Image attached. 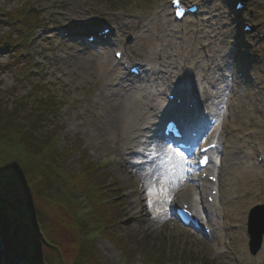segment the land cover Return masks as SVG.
Wrapping results in <instances>:
<instances>
[{"label": "rangeland", "instance_id": "obj_1", "mask_svg": "<svg viewBox=\"0 0 264 264\" xmlns=\"http://www.w3.org/2000/svg\"><path fill=\"white\" fill-rule=\"evenodd\" d=\"M169 1L0 0V109L10 112L16 101L27 98L29 102L38 97L50 100L51 114L43 119L39 127L43 137L54 140L55 158H60L59 173L78 170L84 155L88 164L111 187L108 196L110 222L101 216V222H97L89 216L94 212L98 214L96 207L102 204L103 199L98 198L100 192L104 191L103 185L100 189H93L98 196L92 205L89 203L88 209L85 204L87 199L76 197L77 188L65 184L67 182L63 175H58L57 180L51 183L44 182L40 190L32 191L23 185L17 187L19 195L28 202L26 209L32 214L35 227L31 222H20L18 216L12 215L9 210L0 211V264H238L236 259L241 258L238 252L234 251L230 259L218 257L212 249L215 246L211 247L212 240H203L193 230L185 229L177 223L166 225V221L172 220L170 216L157 224L151 221L149 214L146 218L145 206L135 202L137 195L144 191L132 179L122 162L114 157L123 148L122 137L115 127L109 125L112 114L106 110L102 114V102L98 97L99 90L104 92L102 86L108 84L103 74L112 75L111 81H115L123 72L119 70L114 75L110 72L115 60L113 49L108 45L100 47L109 55V59L103 63L88 65L80 62L78 57L79 52L89 55L102 52L86 44L89 30L100 31L103 27H111L115 30L114 35L119 31L123 44L121 51L127 59L142 63L157 75L161 67H164L154 54V50L160 47L158 35L162 27L158 25L157 30L147 32L143 26L155 13L165 8L169 9L171 15ZM183 1L188 5L201 2ZM232 2L228 0V5H224L221 0H215L207 8L203 5L204 14L188 19L190 24L184 25L188 38L192 40L191 23L205 20L219 23L216 34L222 37L218 36L216 43L221 46L226 39V46L222 47L230 60L237 62V67L226 73L230 88L243 82L244 86H238L239 93L245 95L247 101H251L249 97L257 101L258 111H253L251 115L255 119L260 116L264 118V91L258 90L257 97L252 96V86L238 76L239 71L246 72V44L251 43L249 37L241 35L239 21L240 24L248 22L256 27L257 32L264 33V0H250L249 9L242 16L234 14ZM32 26L37 27L33 32ZM60 29L73 30L80 36L62 38ZM37 30L41 31L36 33ZM172 35L173 42H178L174 39L176 35ZM140 36L143 37L137 38ZM148 36L153 41L151 46L146 45L149 44ZM131 37L137 39L128 44ZM201 42L204 41L196 42L193 47L195 51ZM258 46L264 53V41ZM70 47L78 49L77 53L71 51ZM198 51L202 52L201 49ZM190 54L188 59L194 60L193 52ZM256 73L264 80V64ZM157 76L160 77L159 74ZM202 84L199 83L196 88L200 90ZM236 109L237 106H234ZM233 118L237 120L238 117ZM243 122L248 123L249 120L243 118L229 127L227 125V128L238 127ZM122 124L124 121L118 127L120 131ZM116 131L119 134L116 135ZM10 160L17 166V160ZM131 161L133 164L139 162ZM0 164L3 161L0 160ZM182 190V187H178L175 192ZM262 204L264 201L257 199L247 210L249 212L252 207ZM247 210L243 211V217ZM226 224L232 232L247 238L240 222L226 220ZM244 246L247 257L241 264H253L256 261L264 264L263 253L252 256L248 242ZM156 259L160 261H154Z\"/></svg>", "mask_w": 264, "mask_h": 264}, {"label": "bare ground", "instance_id": "obj_2", "mask_svg": "<svg viewBox=\"0 0 264 264\" xmlns=\"http://www.w3.org/2000/svg\"><path fill=\"white\" fill-rule=\"evenodd\" d=\"M186 23L190 24L189 22ZM158 25L162 27V32L158 35L160 47L154 50V54L164 64V67H161L159 71L160 77L155 76L154 73H148L144 77L145 83H135L131 79L125 83H119L117 79L111 81L112 75L103 74L104 79L108 80V84L102 86L104 92L101 93L99 90L98 97L102 102L100 108L102 114L105 110L112 114L113 118L109 125L117 129L122 137L121 142H123L122 150L115 153L114 157L117 161L122 162L132 179L136 180L142 187L144 192L140 193L139 196L137 195L135 202L145 206V216L147 218L149 214L154 224L170 216L166 206L168 207L177 199L196 198L198 196L197 191L201 190L199 189L201 186L204 188V184L198 187L189 184V177L193 172L186 169V159L173 151L157 135L155 114H160L161 111L159 110L164 105L162 92L171 86L173 80L177 81L178 86L181 83L185 84L187 90L194 96L199 94L200 101L195 103V106L201 108L202 114L205 112L209 115L217 114L216 117L220 118L211 138L214 141L223 142L225 145V155L222 157L224 164L222 163L220 168L211 170L218 178L219 197L215 199L217 207L215 204L209 205L206 202L202 204V208L207 209L211 215L210 228L213 230V235L210 238L202 239L212 240L211 247L215 246L212 249L222 258L230 259V255L238 252L241 256L240 261L244 262L247 257V253L244 251V243L247 242V238L227 231L225 237L230 242L229 246L233 247L231 254H228L223 250L224 233H226L227 225L221 226L220 221L223 218L224 222L225 220H237L245 231L247 218L242 216L243 211L249 209V206L257 199L264 201V172L251 164V160L262 152L264 147V118L260 116L255 119L251 115L253 111H258L256 108L257 101L254 97H249L251 101H247L245 95L239 93L238 86H244L243 82L238 83L234 88H230V81L226 77V73L232 71L236 67V63L232 59L230 60L224 48L216 43L218 36L222 37L220 34H216L219 30L218 22L211 23V20H205L196 24L191 23L194 29L191 30L194 44L188 38L185 26V29L179 31V25L170 19L166 11L164 15L161 14L152 18L143 27V30L147 32L157 30ZM173 27L174 30H172ZM184 31L186 32L185 40L174 43L172 33L176 35L174 39L179 41L178 32ZM199 41L204 42H201L195 51L193 47ZM147 42L149 44L146 45L151 46L152 38H147ZM70 48L71 51L77 53L78 49ZM202 48H208L207 53L209 54L201 56L198 50ZM190 52H193L192 57H194V60L191 61L190 58L188 59V55H191ZM78 57L80 62L88 65L100 64L109 59L106 50L94 53V55L80 54L79 52ZM219 63L222 65L221 69L215 68L220 66H217ZM112 68L115 70L117 66L112 65ZM182 68H185L184 73L180 72ZM198 72H200V76ZM202 82L204 84H202L201 89H197L196 86ZM211 87L213 91H211ZM250 93L257 97L258 92L252 90ZM234 106H237L236 111ZM168 109L171 108L164 107L162 111L169 113ZM235 116L238 117L237 120L233 118ZM243 118L249 122L238 124V127H230V129L228 128L230 131L226 133L227 125L229 127L230 124L238 123V120ZM122 121H124V125L122 124L120 131L118 127ZM152 121L153 124H146L147 122L152 123ZM148 126L153 127L151 133L144 132ZM222 126L225 127L223 130ZM117 131L116 135L119 134ZM150 136L153 138L149 139ZM131 151H135L136 154L131 158L134 161H140L139 165L133 164L131 159H123L130 157L129 152ZM136 155L137 158L135 159ZM178 187H182L184 191L181 196L178 195L177 197L175 189ZM205 190L207 191L206 188ZM209 197H212L211 192ZM218 200L222 201V207H219ZM253 264H258V262H253Z\"/></svg>", "mask_w": 264, "mask_h": 264}, {"label": "trees", "instance_id": "obj_3", "mask_svg": "<svg viewBox=\"0 0 264 264\" xmlns=\"http://www.w3.org/2000/svg\"><path fill=\"white\" fill-rule=\"evenodd\" d=\"M39 99L40 97L32 102H29V98L18 100L10 112L0 109V160L3 161L0 164V211L9 210L19 219L22 214L29 213L26 209L28 202L17 191L20 185L36 191L40 190L44 182L51 183L52 180H57L58 175H63L67 182L65 184L77 188L92 203L98 196L93 189L105 184L104 177L98 175V171L88 164L84 155L80 159L78 170H68L70 172L67 173L61 170L62 173H59L60 158H55L54 140L43 137L39 127L44 122L43 119L50 116L52 104L50 100ZM10 158L17 160V166L11 163ZM98 199L103 198L100 196ZM108 206L97 205L98 214L89 216L97 222L102 220L101 217L110 222L111 208Z\"/></svg>", "mask_w": 264, "mask_h": 264}, {"label": "water", "instance_id": "obj_4", "mask_svg": "<svg viewBox=\"0 0 264 264\" xmlns=\"http://www.w3.org/2000/svg\"><path fill=\"white\" fill-rule=\"evenodd\" d=\"M253 232V239H254V230H252ZM264 232V227L260 229V234ZM259 240L258 238H256V241ZM258 242V241H257ZM256 242V243H257ZM254 248H255V244H254Z\"/></svg>", "mask_w": 264, "mask_h": 264}, {"label": "snow or ice", "instance_id": "obj_5", "mask_svg": "<svg viewBox=\"0 0 264 264\" xmlns=\"http://www.w3.org/2000/svg\"><path fill=\"white\" fill-rule=\"evenodd\" d=\"M173 2L175 3V2H177V0H173Z\"/></svg>", "mask_w": 264, "mask_h": 264}]
</instances>
